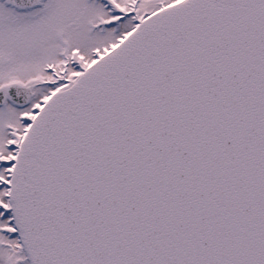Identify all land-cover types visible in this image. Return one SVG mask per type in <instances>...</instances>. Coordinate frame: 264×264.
<instances>
[{"label":"snow or ice","instance_id":"1","mask_svg":"<svg viewBox=\"0 0 264 264\" xmlns=\"http://www.w3.org/2000/svg\"><path fill=\"white\" fill-rule=\"evenodd\" d=\"M0 264H264V0H0Z\"/></svg>","mask_w":264,"mask_h":264}]
</instances>
